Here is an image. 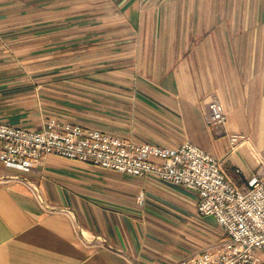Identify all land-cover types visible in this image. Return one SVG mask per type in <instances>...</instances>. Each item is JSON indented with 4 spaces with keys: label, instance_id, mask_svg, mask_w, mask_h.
Returning a JSON list of instances; mask_svg holds the SVG:
<instances>
[{
    "label": "crops",
    "instance_id": "1",
    "mask_svg": "<svg viewBox=\"0 0 264 264\" xmlns=\"http://www.w3.org/2000/svg\"><path fill=\"white\" fill-rule=\"evenodd\" d=\"M47 117L188 141L245 185L264 174V0H0V121ZM215 223L194 190L155 175L54 154L23 170L0 161V264H172L224 240Z\"/></svg>",
    "mask_w": 264,
    "mask_h": 264
},
{
    "label": "built area",
    "instance_id": "2",
    "mask_svg": "<svg viewBox=\"0 0 264 264\" xmlns=\"http://www.w3.org/2000/svg\"><path fill=\"white\" fill-rule=\"evenodd\" d=\"M207 122L217 133L226 112L216 98L207 102ZM234 144L242 136L227 134ZM54 154L130 176L155 175L197 193V209L213 217L225 239L172 264H264V174L238 185L221 162L188 141L176 146L136 143L77 123L47 117L41 127H16L0 121V161L20 170ZM44 205L38 185L24 180ZM139 192L138 201L142 202Z\"/></svg>",
    "mask_w": 264,
    "mask_h": 264
},
{
    "label": "rangeland",
    "instance_id": "3",
    "mask_svg": "<svg viewBox=\"0 0 264 264\" xmlns=\"http://www.w3.org/2000/svg\"><path fill=\"white\" fill-rule=\"evenodd\" d=\"M99 4H100V3H99ZM102 5H104V3H102ZM99 12H101V11H100V10H96L95 13H94V15L98 14ZM102 12L104 13V7H103V11H102ZM93 19H94V23H95V22H101V21H103V23H104V18H103V20H102L100 14H98L97 16H94ZM103 25H104V24H103ZM46 55H47V52H46ZM214 222H215V220H214ZM215 225L219 227V225H218L217 223H215ZM219 228H220V227H219ZM220 230H221V236L223 237L224 233H222V229H221V228H220Z\"/></svg>",
    "mask_w": 264,
    "mask_h": 264
}]
</instances>
